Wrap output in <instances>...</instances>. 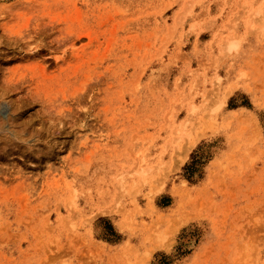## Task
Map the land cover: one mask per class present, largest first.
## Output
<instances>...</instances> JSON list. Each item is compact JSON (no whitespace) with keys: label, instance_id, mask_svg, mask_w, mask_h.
<instances>
[{"label":"rangeland","instance_id":"rangeland-1","mask_svg":"<svg viewBox=\"0 0 264 264\" xmlns=\"http://www.w3.org/2000/svg\"><path fill=\"white\" fill-rule=\"evenodd\" d=\"M0 264H264V0H0Z\"/></svg>","mask_w":264,"mask_h":264}]
</instances>
